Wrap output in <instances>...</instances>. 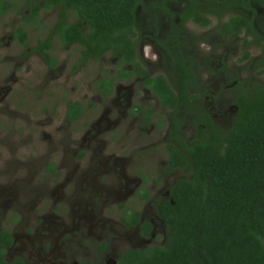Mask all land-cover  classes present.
<instances>
[{
	"label": "flooded vegetation",
	"instance_id": "1",
	"mask_svg": "<svg viewBox=\"0 0 264 264\" xmlns=\"http://www.w3.org/2000/svg\"><path fill=\"white\" fill-rule=\"evenodd\" d=\"M124 3L129 14L131 2ZM247 5L253 9H224L215 16L210 1L136 0L133 26L125 32L127 50L95 57L96 41L95 54L83 50L91 24L82 10L63 0H0V26L12 29L0 33V55L15 65L13 76L0 75V152L16 156L11 164L28 167L30 177L17 184L2 183L0 175V264H120L130 250L163 246L166 228L158 206L188 176L171 168L170 154L181 149L187 155L206 120L222 117L223 125H233L232 116L224 119L227 111L216 114L209 106L238 84L233 77L225 81L231 54H249L247 73L264 69L263 42L253 35L264 37V0ZM195 7L207 23L196 20ZM254 12L252 31L234 30L231 17ZM68 27L77 33L66 40ZM40 61L51 79L68 71L80 83L89 63L93 70L101 62L100 76L90 84L95 93L78 96L73 87L77 97H68L64 107L52 105L53 95L20 75L22 66L30 72ZM256 85L263 86L243 82ZM85 100L94 105L88 102L86 109ZM122 124L128 125L123 133ZM152 125L156 132L166 127L156 141Z\"/></svg>",
	"mask_w": 264,
	"mask_h": 264
},
{
	"label": "trees",
	"instance_id": "2",
	"mask_svg": "<svg viewBox=\"0 0 264 264\" xmlns=\"http://www.w3.org/2000/svg\"><path fill=\"white\" fill-rule=\"evenodd\" d=\"M63 1L69 8L82 10V18L91 24V34L82 38L85 56L95 54V41L99 52L95 57L111 49L117 54L127 50L125 32L133 26L136 0ZM125 1L131 2L129 14ZM200 1H210L215 16L224 9H253L247 5L249 0H195ZM195 9L196 20L207 23ZM256 15L231 17L232 27L251 29ZM65 30L66 40L77 33L74 27ZM18 35L24 39L26 33L20 30ZM253 35L263 42V67L264 37L255 31ZM249 58L245 53L242 60ZM233 80L241 94L232 101L235 114L230 130L206 120L202 122L206 128L197 127V142L187 148V155L176 149L168 158L172 169L180 168L188 176L158 206L166 228L163 246L130 250L120 264H264V86L244 87L238 78ZM157 90L164 88L158 84Z\"/></svg>",
	"mask_w": 264,
	"mask_h": 264
},
{
	"label": "rangeland",
	"instance_id": "3",
	"mask_svg": "<svg viewBox=\"0 0 264 264\" xmlns=\"http://www.w3.org/2000/svg\"><path fill=\"white\" fill-rule=\"evenodd\" d=\"M12 29H6L4 26H0V33L4 32V33H10ZM30 41H32V39H30ZM237 44V43H236ZM240 45V43H239ZM19 49L15 48L12 52H15ZM9 51V50H8ZM10 52V51H9ZM11 52V56H14V54ZM18 54V53H17ZM243 53L241 54L240 52L237 55H230L231 61L229 63V70L227 71V75L225 81H228V84H230L231 82V78L232 77H238V78H242L243 81L242 83L247 79H250V81L252 82L257 81L259 84L264 86V74L260 75V76H256L253 72L247 73L248 71L243 70V67L247 65V61L243 60L240 63L238 60L241 59L243 56ZM5 57V55L3 54V56L0 55V75L5 74L4 77H8V76H13V72H14V63L9 62L4 60L3 58ZM251 57L253 58V55L251 54ZM107 60L109 61L110 64V70H111V60H110V56H107ZM3 64V65H2ZM238 67H241V71L238 70H233L232 68L237 69ZM28 68H26L25 66L21 67V72L20 75H24V79L25 80H33L36 81L35 83L37 85H40L41 87L39 88V91H41V93L48 94V95H53L51 96V104L53 105L54 102H57L58 105H60V107H64V104L67 100L68 97H70L71 95H75L77 93L78 96H81L83 93V97H86L88 95H92L95 92H92L90 90V84L91 81L97 80L100 76V72H101V62L99 67H97V65L93 64V70L90 68V63L89 66L86 67L84 69V77H83V83H80L79 79L80 76L78 75H69L68 71H65L64 74L62 76H60L57 79H51L50 77V73L48 72L47 68L43 65V63L40 61L39 63H36L35 65V69L33 68L30 72L29 70H27ZM241 72V73H240ZM246 72V73H245ZM258 72V71H257ZM108 75V72H105L104 77H106ZM103 77V78H104ZM78 78L77 80V85H74V81L75 79ZM214 78V76H213ZM217 78L219 80H221V74L219 73ZM67 79H69V83L67 85ZM222 83V82H221ZM223 84V83H222ZM46 85H48L46 87ZM65 85H67V87H69V89H66V94L64 97H62L65 93ZM83 85V87H82ZM232 85V84H231ZM76 88L77 90L75 92L72 91V88ZM231 88H233L231 86ZM79 89V90H78ZM240 90L238 89H233V90H227L226 91H222L220 94H218L217 99L215 101V103L213 104H209L210 107H213L214 109V113L219 114L222 110L223 111H227V116L224 117V119H229L230 116H232V118H234V114H235V107L233 104V100L235 99V97H237L238 95H240ZM77 97L76 95L74 96V98ZM90 103L91 105H94V103L91 100H85L84 101V105L86 109H90L91 106H89V108H87V103ZM62 108L61 110L57 113V116L60 117ZM222 111V113H223ZM198 118V117H197ZM38 119V117H37ZM222 117H217L216 119L213 117V123L221 130H230L231 125L229 126H225L222 124L221 121ZM54 120H56V116L54 117ZM44 121H46V119L44 118ZM228 120H224L223 122H226ZM128 125L125 126V124L121 125L119 127L120 130H122V133L127 130ZM152 134H153V140L152 141H156L157 137L162 134H165V128L159 130V131H155L154 126L152 125ZM133 133L135 134V132L133 131ZM136 135V134H135ZM6 149H9V147H5ZM44 148V147H43ZM2 152V153H1ZM0 152V165L2 167H0V175L2 176V183L4 182H15L17 184H21L23 182H25V184L29 183V174H28V167L24 168L23 166H20L15 163V165L11 164L12 159L15 157L17 159L16 156H13L9 151L6 154V151L4 150ZM121 154V152H118ZM2 154V156H1ZM6 154V155H5ZM2 157V158H1ZM23 159V158H22ZM160 159H162V154L160 156ZM18 160V159H17ZM23 168V170L19 171L18 169ZM38 174V173H36ZM42 177H45L44 175H41ZM20 178H26L24 181H20ZM37 182L42 183L43 180L42 178H37L36 179ZM23 190V189H22ZM24 200V196L22 198H20V201ZM116 206V205H115ZM113 207V206H112ZM152 217V216H151Z\"/></svg>",
	"mask_w": 264,
	"mask_h": 264
}]
</instances>
